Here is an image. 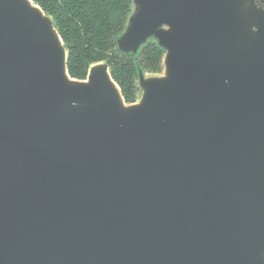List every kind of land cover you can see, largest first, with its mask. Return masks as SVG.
I'll return each instance as SVG.
<instances>
[{
  "label": "water",
  "instance_id": "1",
  "mask_svg": "<svg viewBox=\"0 0 264 264\" xmlns=\"http://www.w3.org/2000/svg\"><path fill=\"white\" fill-rule=\"evenodd\" d=\"M127 103L69 76L52 17L0 0V264H264V0H131Z\"/></svg>",
  "mask_w": 264,
  "mask_h": 264
},
{
  "label": "trees",
  "instance_id": "2",
  "mask_svg": "<svg viewBox=\"0 0 264 264\" xmlns=\"http://www.w3.org/2000/svg\"><path fill=\"white\" fill-rule=\"evenodd\" d=\"M50 15L67 49L70 77L84 79L91 64L104 61L127 103L138 99L139 71L160 74L164 50L153 38L135 54L118 50L116 38L124 30L131 0H32Z\"/></svg>",
  "mask_w": 264,
  "mask_h": 264
}]
</instances>
